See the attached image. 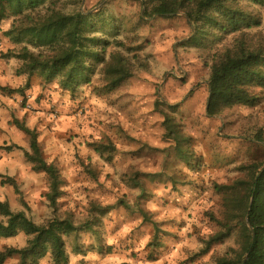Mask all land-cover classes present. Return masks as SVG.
I'll return each mask as SVG.
<instances>
[{"label":"rangeland","instance_id":"374dc122","mask_svg":"<svg viewBox=\"0 0 264 264\" xmlns=\"http://www.w3.org/2000/svg\"><path fill=\"white\" fill-rule=\"evenodd\" d=\"M54 7L94 15L90 36L109 42L105 63L94 62L89 83L75 92L39 70L26 87L29 72L18 54L27 48L44 57L50 50L35 48L29 37L16 41L8 33L14 16L1 23L0 172L15 179L20 194L0 181V201L37 224L59 218L81 229L66 240L68 264H216L237 248V232L207 254H201L204 242L243 217L264 164V88H249L258 96L254 106L207 114L213 57L234 35L196 47L185 11L146 18L141 0H58ZM240 7L260 21L246 32L264 44V2ZM121 54L132 77L109 91L106 69L118 67ZM166 116L181 128V148L166 134ZM16 120L37 132L44 159L58 170L56 206L46 197L47 176L25 158L29 137ZM91 222L96 226L88 232ZM26 241L23 233L2 239L0 250ZM76 246L88 251L76 254ZM18 262L15 256L5 264ZM38 264L55 263L47 255Z\"/></svg>","mask_w":264,"mask_h":264},{"label":"trees","instance_id":"16d2710c","mask_svg":"<svg viewBox=\"0 0 264 264\" xmlns=\"http://www.w3.org/2000/svg\"><path fill=\"white\" fill-rule=\"evenodd\" d=\"M57 1L0 0V25L9 15L14 16L15 22L8 33L14 35L16 41L21 36L29 37V42L35 48L46 47L50 50V54L44 57L31 53L27 48L18 54L26 63L25 72H29L26 87L31 82V74L39 70L47 81L57 79L63 91L75 92L81 82L89 83L94 62L105 63L102 49L109 42L90 36L96 31L91 22L94 15L58 12L54 7ZM242 2L262 4L264 0H141L146 18H170L185 11L194 29L191 43L196 47H211L214 41H221L229 34L234 35L232 45L215 54L210 66L207 106L210 117L237 105H256L258 96L253 95L249 88H264V44L255 41V37L246 32V29L258 26L260 21L240 7ZM118 64V67L109 64L106 69L109 91L117 89L124 79L132 77L129 59L122 55ZM14 123L29 137V150L25 151V158L34 171L47 176L49 192L46 197L51 205L56 206L61 195L57 168L44 159L37 132L17 120ZM164 126L166 134L177 141L178 148H181L186 140L179 125L166 116ZM0 181L2 185L14 187L20 194L14 178L0 173ZM249 193L251 199L243 217L236 223H232L234 220L227 221L222 231L204 242L201 254H207L214 244L224 243L237 232V248H229L225 255L216 260V264H264V164L256 173ZM98 209L105 214L106 209ZM95 226L91 222L85 228L93 232ZM80 230L71 221L59 218L37 224L25 211L15 212L8 202L0 201V240L15 238L21 233L27 237L26 245L22 248L0 250V264L15 256L19 259L18 264H38L47 255L55 264H68L66 240L73 235L77 237ZM155 238L150 249L152 253L159 241L157 234ZM86 251L81 246L75 248L76 254H85Z\"/></svg>","mask_w":264,"mask_h":264},{"label":"crops","instance_id":"0c3cea01","mask_svg":"<svg viewBox=\"0 0 264 264\" xmlns=\"http://www.w3.org/2000/svg\"><path fill=\"white\" fill-rule=\"evenodd\" d=\"M2 69V68H1ZM2 71H3V69H2ZM2 71H1V73H0V79H3V75H2ZM6 112H8V110L6 109L5 110ZM1 173V172H0ZM3 174V173H2ZM4 175V174H3ZM10 177V176H9Z\"/></svg>","mask_w":264,"mask_h":264}]
</instances>
